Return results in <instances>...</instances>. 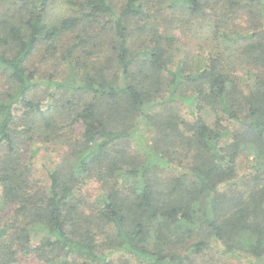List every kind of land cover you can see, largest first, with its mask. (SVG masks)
<instances>
[{
    "label": "trees",
    "instance_id": "trees-1",
    "mask_svg": "<svg viewBox=\"0 0 264 264\" xmlns=\"http://www.w3.org/2000/svg\"><path fill=\"white\" fill-rule=\"evenodd\" d=\"M119 2L0 0V264H119L114 251L193 264L215 249L244 260L243 234L263 258L264 0ZM186 15L204 19L215 43L194 69L174 34ZM46 50L67 72L48 78L44 103L30 60ZM232 50L254 66L247 92ZM174 101L189 112L163 107ZM142 123L157 131L147 160L131 145ZM59 138L76 159L43 184L30 143ZM242 151L256 159L244 179ZM92 182L101 190L88 201Z\"/></svg>",
    "mask_w": 264,
    "mask_h": 264
},
{
    "label": "rangeland",
    "instance_id": "rangeland-1",
    "mask_svg": "<svg viewBox=\"0 0 264 264\" xmlns=\"http://www.w3.org/2000/svg\"><path fill=\"white\" fill-rule=\"evenodd\" d=\"M119 1L120 0H118V2ZM59 11L60 10L55 9L52 12L53 17L55 14H58ZM106 19L108 18H105L104 20ZM184 19H185L184 22L182 21L181 23H178L176 29L174 30V34L176 35L178 39V44L180 45L181 57L184 56L188 57L190 60L191 67L194 69L198 65L196 63L197 60L200 59L201 65L204 63L205 53H208V50L212 46H214L215 43L212 41V39L209 38L211 37L210 32L206 28L207 25L204 23L205 22L204 19L192 18V16L190 15H186ZM236 22L237 24L241 23L243 28L246 26V23L241 21L240 19H237ZM231 52H230L231 55L229 59V64L232 65L236 70V75L238 78L237 81L238 86L240 87V89L244 88V90L247 92L249 86H251L254 82V78H253V72L255 71V69L253 68L254 66L247 64L245 57L241 55L240 51L234 52L232 50ZM47 54H49L47 50L42 53L38 51L32 56L30 60L31 68L38 69L37 79L39 78L38 79L39 95L40 97H42L44 103L50 101L47 92L52 90L49 87L48 78L52 76L55 77L54 79H60L64 77L67 72L65 70L66 67H64L63 64H60L57 61L58 59L56 57L47 58L46 57ZM1 71H0V86L4 82V78L2 77ZM190 90H191L190 87H188L187 92H190ZM163 104H165V102L162 103V105ZM166 106L172 108L174 114L176 116L178 115L179 117L180 116L183 117L190 110V108L184 102L181 101L168 102L163 107ZM163 107L160 106L161 111ZM169 111L172 112V110H168L167 112L163 111V112L165 114H168ZM77 128H79L78 131L81 132L80 130H82V128H80L78 125ZM156 132L157 131L153 125L149 123L146 124L142 123L141 128L134 134L132 138V143H131L132 149L137 151L142 157H144L143 159H146V157L151 156L150 152L152 149V143L156 136ZM66 139L67 138L65 139L59 138L50 141L37 139L34 142L30 143V152L29 155L27 156H28V160L34 162V178L37 181L41 180L43 184L46 183L48 178L47 177L48 170L59 164L61 165L69 162H74L76 156H74L73 154L70 155V153L68 152ZM96 148L97 146L93 145L87 150H85V152L95 153ZM171 148L178 153L184 152V149H182L180 146H175V147L172 146ZM241 154L242 155L237 158L238 167L236 171L238 175L242 177V179H244L248 175H251L255 172V168L252 167V165L256 164V159L252 152L242 151ZM151 158L155 162V157L152 156ZM156 159L158 160L157 157ZM180 159L184 160V156H182ZM161 160L163 161L159 162L160 165L162 167L167 166V164L164 162L166 161V159H161ZM153 167L155 168V165ZM238 177L236 176V178ZM237 186H239V188H242L243 186L242 182H240ZM228 188L231 187L228 186ZM100 190H101L100 183L92 182L84 189L83 194L85 195V197L88 198L89 201L94 199L95 196L100 192ZM7 211L10 212L11 208H8ZM252 237L254 240L249 235L243 234L242 237L239 236L238 238V240L240 241V245L238 246L239 247L238 249L242 252L243 255H245L244 260H239L234 256L233 257L222 256L215 249V250H208L199 257H196L194 259L193 264H260V261L262 264H264V256L263 258L260 259L258 258L257 260L255 257L252 258L251 250L249 248L251 244L256 243L254 236ZM101 240L102 237H100V241ZM106 251L109 250L106 249ZM111 258L117 261L119 264L137 263L136 259L132 258L130 255L121 251H114V253L111 254ZM22 264H39V262L34 258H29V259H24L22 261Z\"/></svg>",
    "mask_w": 264,
    "mask_h": 264
}]
</instances>
